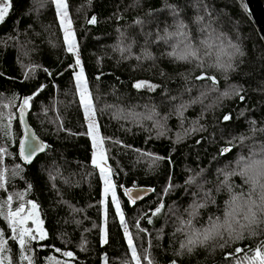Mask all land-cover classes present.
<instances>
[{
    "label": "trees",
    "instance_id": "trees-1",
    "mask_svg": "<svg viewBox=\"0 0 264 264\" xmlns=\"http://www.w3.org/2000/svg\"><path fill=\"white\" fill-rule=\"evenodd\" d=\"M67 2L89 88L98 97L101 133L131 145L125 149L106 141V147L111 149L109 164L117 173L113 177L117 195L134 234L136 219L150 214L160 203L159 197L170 176L177 186L164 197L165 207L152 224L147 219L140 221L148 234H137L138 252L149 255L154 264H171L173 260L177 264H237V257L226 260L225 255L236 247L254 250L264 241V223L254 227L255 236L246 233L243 240L229 242L230 246L224 248L219 247L223 241H210L191 253L181 250L180 244L186 237L177 229L180 220L188 218L187 210L193 202L201 201L206 192H210L215 202L199 210L196 226L206 224L209 217H223L231 193L221 186L224 175L218 170L230 171L242 156L255 153L264 156V41L244 8V0ZM10 3L9 14L0 23V114L17 115L11 105L18 104L20 97L31 95L39 84H46V89L33 101L28 120L50 149L32 164H23L17 154L21 131L14 119L13 136L0 138V146L11 153L4 158L7 183L6 191L0 190V199L26 193L31 184V192L25 199L38 202L49 233L47 240L34 242L33 252L28 253L34 256L35 264H48L50 256L68 264H103L102 258L108 264H131L119 222L112 219L114 211L109 214L108 244L101 246L99 228L93 227L102 221L101 182L97 170L91 166L90 139L69 134L83 133L87 128L75 95L72 69L68 67L74 57L65 51L55 5L52 0H10ZM93 16L97 23H87ZM180 23L187 25V33L197 43L209 39L228 51H233L229 45L238 47L239 52L230 61L232 69L218 70L209 66L208 59L201 68L196 61L170 58L168 53L177 38L169 34L175 33ZM29 65L47 68L53 76L37 69L34 76L25 79ZM202 72L215 76L218 83L196 79ZM138 81L159 87L155 91L137 90L133 85ZM232 89L240 90L244 101L235 94L222 95ZM182 104L187 107L180 115L177 108ZM153 112L156 115L147 119ZM225 114L231 115L230 121H223ZM60 124L68 131H59ZM193 128L198 130L191 131ZM241 136L246 137L243 143ZM229 140H233L235 147L220 156V149L228 146ZM132 149L165 159L158 167L150 168L145 160L138 161L139 154ZM18 164L23 171L17 172ZM50 176L56 177L55 180ZM190 177H195V182L185 183ZM229 183L234 192L248 190L241 176H232ZM121 184L155 191L132 206L119 188ZM61 200L83 211H73L69 203ZM18 203L14 200L13 208ZM0 229L6 236L11 235L2 217ZM82 239L86 241L83 249ZM9 246L11 251L5 255L13 264H27L20 261V249L15 242L9 240ZM66 251L72 252L75 259L61 255ZM247 254L251 256L253 252Z\"/></svg>",
    "mask_w": 264,
    "mask_h": 264
},
{
    "label": "snow or ice",
    "instance_id": "snow-or-ice-1",
    "mask_svg": "<svg viewBox=\"0 0 264 264\" xmlns=\"http://www.w3.org/2000/svg\"><path fill=\"white\" fill-rule=\"evenodd\" d=\"M52 3L56 6V15L59 21L60 29L63 34V44L65 51L74 57V61L68 67L72 69L73 82L75 85V95L78 97L79 107L83 112L85 119L86 132L83 133H71L70 135H86L92 144L91 154V166L97 170L101 182V200L99 204L101 206L102 221L100 225L93 224V227L99 228L100 232V244L101 246L108 244L109 242V214L110 211H114L113 220H118L121 231L123 232L124 240L127 244L128 252L131 256V264H154L153 259L142 252H138L137 244L135 240L138 233L148 234V230L141 226L140 221L147 219L149 224L153 223V218L158 216L164 209V197L169 195L174 190L176 185L172 183L171 176L169 177L168 184L163 190V194L160 195V203L155 209L150 210V214L145 213L135 221L136 234H134L129 226V222L126 219V215L121 206V198L117 195V183L114 180V176L117 175L115 169L109 164L110 151L106 147V141H110L113 144L119 145L122 148L130 149L131 145H125L122 141L114 139L112 137H105L101 133V125L97 119V107L96 100L98 97H94L89 88V79L86 76L84 64L80 55V48L76 37V32L72 27V20L69 18L68 8L69 4L67 0H52ZM11 8L10 0H0V23L5 21V18L9 14ZM244 8L247 10L248 5L245 2ZM250 15V12H249ZM89 24L97 23L96 17H92L87 21ZM187 25L180 23L177 26L175 33L169 34L176 37V43L172 46V51L168 53V56L176 61L181 62H197V67H204L205 60L208 59L209 66L216 67L218 70L227 72L232 69L231 64L232 57L239 52V48L235 45H229L228 47L233 51H228L225 47L219 46L211 42L209 39H202L199 43L195 41L186 31ZM125 49H121L124 51ZM240 55H243L241 52ZM139 59V58H138ZM99 62V61H98ZM24 73L25 79L34 76L37 69H42L48 74L49 77L53 76L51 70L42 68L40 65L26 66ZM63 75V72L60 73ZM101 73L96 77L97 80L101 78ZM198 80H211L213 85L218 82L215 76L206 75L201 73L196 77ZM46 84H39L31 95L20 97L18 104H12L11 107H15L18 115H13L9 112L7 116L0 114V138H11L13 133L12 121L17 119L19 121L20 128L22 130V137L19 139L18 155L25 165H30L34 162V158L38 154L46 153L50 149V145L42 141L31 129L26 121L29 111L33 106V101L46 89ZM134 88L140 90L141 88H147L149 91H155L159 85L151 84L147 81H138L133 85ZM232 94L238 95L241 101H244V96L240 94V90L232 89L231 92L222 93L227 97ZM9 107V105H4ZM186 105H180L177 108V112L183 115V111L186 110ZM47 111V109H45ZM156 113L147 116V119H152ZM230 114H225L223 121L231 120ZM57 119H60L57 117ZM7 121L4 123V121ZM253 123H255L253 121ZM59 131H68L59 125ZM193 128L191 131H197ZM202 130V126L201 129ZM180 135L177 134V141H179ZM236 139V138H233ZM240 142L246 139V137H239ZM200 143V141H197ZM235 144L233 140L228 141V146L220 149L219 155L225 156L232 151ZM137 152L138 161L143 159L146 161L150 168H156L159 166V162L164 160L165 157L158 156L154 153L142 151L140 149H132ZM11 155L7 147L0 146V190L6 191L7 175L6 167L4 166V158ZM259 157V158H258ZM172 161L169 158V163ZM17 172L23 171L21 165L16 166ZM203 171V170H202ZM220 174L224 175V180L220 182L221 186L227 187L231 193L230 199L225 203V210L223 217H209L206 224L200 227L196 226V220L199 215V210L207 207L209 202L214 203L211 199L210 192L204 193V197L201 201H194L188 211V218L180 220V227L177 231L185 233V240L181 242V250L187 249L189 253L197 246H206L208 242L220 240L223 243L219 244V247L224 248L226 245L230 246L229 242H236L243 240L245 234L255 236L257 233L254 227L260 223H264V156L258 153L252 154L248 157H240L236 162V167L230 171L218 170ZM15 174V173H14ZM241 176L244 180V184L248 186L247 191L234 192L232 185L229 183L232 176ZM56 177L50 176V179L55 180ZM195 182V177H190L185 181L187 184ZM119 188L123 191L124 197L130 205L135 206L138 201H141L150 192H154L152 188H138L135 184L132 187H125L123 184L119 185ZM32 186L29 184L26 193H16L14 195H8L6 199H0V217H2L10 231L11 235L6 236L5 231L0 229V264H13V261L5 253L10 252L9 240L14 241L20 249V261H27V264H35L34 256L28 255L33 252V243L39 244L40 241L47 240L49 233L45 228V221L42 215V210L38 202L34 200L25 199L26 195L31 192ZM219 190V189H217ZM19 201L17 206L13 208V201ZM61 203H69L67 201H60ZM69 206L73 211H83L82 209H76L69 203ZM85 231H88L87 229ZM86 241L82 239L81 248L83 249ZM56 252H60V249H54ZM146 251V250H145ZM248 251H252L253 254L249 256ZM244 253L243 256L240 254ZM179 254V253H178ZM61 255L69 260L75 259L74 255L70 251L62 252ZM237 257V264H264V241H261L254 250L243 249L236 247L234 252L227 253L225 259L228 260L231 257ZM103 264H108L106 258H102ZM48 264H68L67 261H58L54 257H48ZM171 264H177L175 260Z\"/></svg>",
    "mask_w": 264,
    "mask_h": 264
},
{
    "label": "water",
    "instance_id": "water-1",
    "mask_svg": "<svg viewBox=\"0 0 264 264\" xmlns=\"http://www.w3.org/2000/svg\"><path fill=\"white\" fill-rule=\"evenodd\" d=\"M244 2L247 3L248 5V8H247V12L249 14L250 12V18L251 20L253 21V23L256 25L263 41H264V3L262 0H244ZM18 115V113H17ZM26 121L27 123L29 124V126L31 127L32 131L36 134L34 128L31 126V124L29 123V120H28V116L26 117ZM18 124H19V121H18ZM20 127V125H19ZM20 131H21V134H20V137L19 139L22 137L23 133H22V130L20 128ZM37 135V134H36ZM38 136V135H37ZM39 137V136H38ZM40 138V137H39ZM19 139H18V143H17V154H18V147H19ZM41 139V138H40ZM42 140V139H41ZM43 141V140H42ZM42 154V153H41ZM40 154H38L39 156ZM37 156V157H38ZM19 157V155H18ZM36 157V158H37ZM34 158V160L36 159ZM20 159V157H19ZM21 160V159H20ZM21 162L23 163V161L21 160ZM24 164V163H23ZM132 187V186H131ZM138 188H148V187H141V186H137ZM123 192V191H122ZM152 194V192H150L147 196H145V198L143 200H145L146 198H148L150 195ZM143 200L141 201H138L137 203L139 202H142Z\"/></svg>",
    "mask_w": 264,
    "mask_h": 264
},
{
    "label": "rangeland",
    "instance_id": "rangeland-1",
    "mask_svg": "<svg viewBox=\"0 0 264 264\" xmlns=\"http://www.w3.org/2000/svg\"><path fill=\"white\" fill-rule=\"evenodd\" d=\"M55 8H56V6H55ZM91 145H92V144H91ZM4 264H7V263L4 262Z\"/></svg>",
    "mask_w": 264,
    "mask_h": 264
}]
</instances>
